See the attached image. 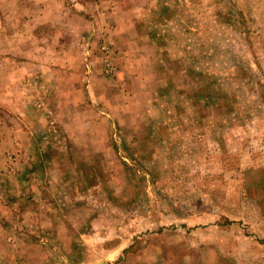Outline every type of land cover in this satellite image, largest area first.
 <instances>
[{"label": "rangeland", "instance_id": "374dc122", "mask_svg": "<svg viewBox=\"0 0 264 264\" xmlns=\"http://www.w3.org/2000/svg\"><path fill=\"white\" fill-rule=\"evenodd\" d=\"M0 264H264V0H0Z\"/></svg>", "mask_w": 264, "mask_h": 264}]
</instances>
